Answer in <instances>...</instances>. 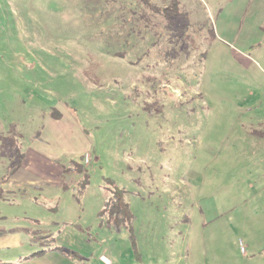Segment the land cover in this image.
I'll return each mask as SVG.
<instances>
[{
  "label": "rangeland",
  "instance_id": "obj_1",
  "mask_svg": "<svg viewBox=\"0 0 264 264\" xmlns=\"http://www.w3.org/2000/svg\"><path fill=\"white\" fill-rule=\"evenodd\" d=\"M146 1L0 0V264H264V0Z\"/></svg>",
  "mask_w": 264,
  "mask_h": 264
},
{
  "label": "trees",
  "instance_id": "obj_2",
  "mask_svg": "<svg viewBox=\"0 0 264 264\" xmlns=\"http://www.w3.org/2000/svg\"><path fill=\"white\" fill-rule=\"evenodd\" d=\"M141 3L147 5L146 0H140ZM174 4L170 8H165L163 11H157L155 8H152L156 13H161L163 17L167 20L172 17H176L178 15L177 11V2H173ZM149 6V5H147ZM60 115L56 114L55 118H58ZM22 159L19 158V162L17 167L10 173V175L20 167ZM104 213L108 214V221L116 228L124 225H130V221L132 219V215L129 209L128 204L124 200V192L120 189L113 188L110 197L105 201L104 209L99 213L100 216H103Z\"/></svg>",
  "mask_w": 264,
  "mask_h": 264
},
{
  "label": "built area",
  "instance_id": "obj_3",
  "mask_svg": "<svg viewBox=\"0 0 264 264\" xmlns=\"http://www.w3.org/2000/svg\"><path fill=\"white\" fill-rule=\"evenodd\" d=\"M87 161H88V158H87V157H85V163H87Z\"/></svg>",
  "mask_w": 264,
  "mask_h": 264
}]
</instances>
